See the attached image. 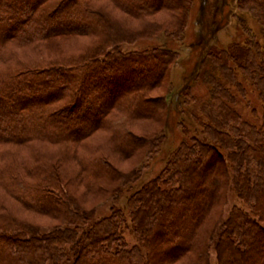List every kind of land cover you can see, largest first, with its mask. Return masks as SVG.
Wrapping results in <instances>:
<instances>
[{"label": "trees", "instance_id": "1", "mask_svg": "<svg viewBox=\"0 0 264 264\" xmlns=\"http://www.w3.org/2000/svg\"><path fill=\"white\" fill-rule=\"evenodd\" d=\"M96 2L0 0V264H264V32L257 26L244 25V36L232 46L237 57L231 48L207 53L216 72L202 80L207 100L196 115L207 119V140L192 137V147L181 143L166 177L127 198L141 247L124 243L122 210L88 224L94 209L87 203L109 191L118 195L132 181L120 176L113 158L138 159L162 137L136 136L133 128L159 119L163 132L169 118V85L161 97L150 95L176 53L166 47L123 52L120 46L159 31L160 21L147 16L173 11L176 19L189 5ZM253 16L263 26L264 14ZM165 36L180 38L182 31ZM80 37L85 40L72 50L43 53L53 40ZM135 66L151 72L150 79L132 82L139 76ZM102 79L111 92L105 103L97 88ZM189 87L180 89L183 96ZM89 88L91 99L80 108ZM248 91L262 103L260 123L235 108ZM93 103L97 113L90 112ZM86 115L97 120L75 123ZM95 130L107 134L104 149L85 140ZM72 184L83 190L75 194ZM230 187L248 210L233 205L223 219ZM35 220L54 225L41 233Z\"/></svg>", "mask_w": 264, "mask_h": 264}, {"label": "rangeland", "instance_id": "2", "mask_svg": "<svg viewBox=\"0 0 264 264\" xmlns=\"http://www.w3.org/2000/svg\"><path fill=\"white\" fill-rule=\"evenodd\" d=\"M98 1L99 2H96L98 5H104L105 0ZM187 1L189 5L184 15L182 14V17L173 18L172 15L177 14L175 12L173 13V11H169L168 13L163 12L160 13V15H158V13L155 16H147L150 20L160 21L161 27H159V31H156L151 37L138 39L130 44L124 43L120 46L123 52L153 51L159 47H166L176 53L166 73L167 76L160 82V86L155 87V89L151 91L150 95L157 98L161 97L166 90V83L170 87L171 93L166 97L170 108L169 118L163 132L160 131L159 119H146L142 122L144 124L141 123L139 126H135V128H133L134 130L132 129L136 133V136L140 137H152L156 134L157 137L162 136L159 138L158 144L154 145L149 153L142 154L138 159L131 157L129 160L127 159L119 163L120 161L118 162V160L113 158L112 165L121 174L120 176L126 177V179L130 178V180H132L131 183L122 188L118 195H116L115 192L112 193L109 191L106 196L98 199L94 198L91 203H87V207H93L94 209L93 216L88 222L89 225L99 219L109 216L115 209L123 211L124 216L122 214V219H124V222L121 223V235L127 247H141L137 234L130 227L131 223L126 212V201L129 195L149 184V181L153 179L158 178L159 182V180L166 177L165 170L171 167V154L181 143H188L189 146L192 147L194 144L192 137H195V139L199 141L207 140L204 124L207 122V119L202 117L201 120L199 116H196L200 115V107L202 108V105L205 104L207 100V90L202 84V80L206 79L208 74L216 72L213 65L214 62L212 59H210L211 61L208 59L210 57L207 56V53H214L217 47L222 49L231 48L232 56L237 57V46H232L236 45L237 41L244 36V25H249L253 28L257 26L256 29H262L264 32V24L261 22L263 26H258L253 16L256 14L263 18L264 0H244L246 4H243L244 1L239 4L240 0ZM241 5L244 6L241 8ZM180 31H182V36L180 38H169L165 36L169 33L177 34ZM84 40L85 37L63 39L59 40L58 43H53V41H55L53 40L44 47L46 52L43 53L49 56L54 54L51 52H60L65 49L72 50L74 45L78 46L75 42L79 43L80 46ZM51 44L52 46H50ZM81 46L83 48L85 45ZM51 57L52 56H50V58ZM203 58L206 59L204 60V65L201 64L200 67V61ZM133 68L134 73L139 76H135L132 82L137 80H148L152 76V73L144 68H142V70L138 69L136 66ZM186 84H191V87H189L190 92L187 97L183 96L180 91ZM107 87L105 79L97 83L98 90H102L101 92L103 93L102 95L99 94L103 103L108 102L110 99L109 95L111 92ZM91 92H93L91 88L83 90L80 108L85 105L86 99H91ZM94 94L98 95V93ZM92 105L93 106L90 107V112L97 113V109H100V107L94 103ZM235 108L247 120L260 123L262 103L257 98L256 91H248L242 103L240 105L236 103ZM253 113H255V115ZM95 120L97 119L94 116L86 115L82 117L81 120L75 121V123L79 122L77 125L81 126V122L83 124V122L88 121L92 125ZM143 128L147 129L143 132ZM106 137L107 134L105 131L95 130L94 133L92 132L85 140L87 143H99L101 148L104 149L103 140H105ZM80 151L83 152L82 149H80ZM132 172L136 175L131 174ZM106 184V188H108L113 183L111 181ZM68 188L70 191L75 192V194H79V192L83 190L79 184H72L70 187L68 186ZM232 188L233 187H230L228 190L227 201L223 207V219H225L228 210H230L233 205H237L245 211L248 210L247 204L235 194ZM36 222H38L36 224L40 226L41 233L51 230L52 228H49L50 225H54V222L50 223L46 220H38ZM85 227L87 228L88 226ZM67 248L69 249L70 245H67ZM210 251V260L214 263L215 254L212 249ZM72 254L73 251H69V259H71ZM168 255L170 256L171 253ZM62 264H71V261L63 260Z\"/></svg>", "mask_w": 264, "mask_h": 264}]
</instances>
